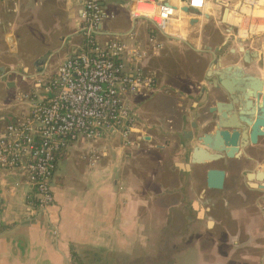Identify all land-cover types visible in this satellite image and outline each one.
I'll return each instance as SVG.
<instances>
[{
	"label": "crops",
	"instance_id": "crops-1",
	"mask_svg": "<svg viewBox=\"0 0 264 264\" xmlns=\"http://www.w3.org/2000/svg\"><path fill=\"white\" fill-rule=\"evenodd\" d=\"M46 1L59 7L55 8L59 13L51 17L59 20L53 29L35 34L20 22L22 12L16 0L0 1V68L4 70L0 74V138L9 126L27 117L29 100L46 98L47 84L42 87L40 82L52 80L69 59L86 50L81 20L84 0H40V5ZM130 3L101 0L107 18L98 42L102 46L121 42L141 52L138 65L155 79L156 88L127 96L126 102L137 118L157 128L155 123L165 124L162 135L173 139L158 141L152 131L146 136L141 126L128 142L108 133L98 141L71 144L58 156L55 202L47 213L33 205L36 196L25 172L0 168V264H139L142 257L147 259L145 264H264V189L252 188L247 181L249 173L264 172V138L238 160L194 165L191 153L198 146L197 138L212 130L215 114L209 109L226 102L227 94L212 88V79L199 85L197 93L190 88L181 92L163 81L161 70L152 63L178 45L201 52L199 47L212 41L208 30L212 28L215 34L227 35L214 49L204 46L211 53L218 47L219 52L228 48V53L218 56L222 67L243 65L239 49L244 47L259 54L257 62L244 64L245 71L264 78V0H207L203 11L187 13L165 33L132 19ZM226 7L229 16L223 23ZM50 14L51 10L44 12ZM35 40L41 46L34 45ZM46 54L47 63L35 66ZM211 56L212 62L216 55ZM159 98L165 115L151 111ZM190 132L193 137L187 138ZM142 142L151 147V154L133 155ZM163 152L167 154L161 156ZM150 164L151 173L141 175L139 169ZM209 169L226 172L223 190L206 188ZM251 183L259 185L256 180ZM150 228L167 237L163 262L161 256L151 255V246L159 240L151 242ZM173 233L174 238H169ZM171 248L177 251L169 256Z\"/></svg>",
	"mask_w": 264,
	"mask_h": 264
},
{
	"label": "built area",
	"instance_id": "built-area-1",
	"mask_svg": "<svg viewBox=\"0 0 264 264\" xmlns=\"http://www.w3.org/2000/svg\"><path fill=\"white\" fill-rule=\"evenodd\" d=\"M206 4L207 0H131L129 11L135 21L165 33L184 19L185 8L203 11ZM106 18L101 0H84L86 50L57 70L46 98L35 102L28 116L0 138V168L27 174L36 196L33 205L43 213L54 203L58 156L78 140L98 141L110 132L128 139L135 114L126 97L156 88L155 79L138 65L140 51L116 41L99 44L97 35Z\"/></svg>",
	"mask_w": 264,
	"mask_h": 264
},
{
	"label": "water",
	"instance_id": "water-1",
	"mask_svg": "<svg viewBox=\"0 0 264 264\" xmlns=\"http://www.w3.org/2000/svg\"><path fill=\"white\" fill-rule=\"evenodd\" d=\"M186 13L191 11L185 8ZM229 8L223 13V23H227ZM10 42L12 41L9 38ZM227 41L225 42V44ZM221 50L218 47L215 54ZM243 63L251 64L259 60L257 52H251L240 47ZM49 54L44 55L35 64L43 67L48 61ZM4 73L0 68V74ZM216 76L213 83L215 88H223L230 99L228 102H217L209 109L215 118L210 123L212 130L197 138L198 146L191 153L194 165L206 166L224 159L238 160L251 146H256L264 138V78L245 71L243 65L236 64L222 67L221 59L216 66H210L207 78ZM237 106V111L235 110ZM188 133L187 138H192ZM256 180L258 184L251 182ZM226 172L222 169H209L206 173V188L208 190H223ZM252 188L264 189V172L257 169L247 176Z\"/></svg>",
	"mask_w": 264,
	"mask_h": 264
},
{
	"label": "rangeland",
	"instance_id": "rangeland-1",
	"mask_svg": "<svg viewBox=\"0 0 264 264\" xmlns=\"http://www.w3.org/2000/svg\"><path fill=\"white\" fill-rule=\"evenodd\" d=\"M10 1V0H8ZM7 1V2H8ZM12 1V0H11ZM20 12L24 13L25 19L23 17V14L21 13V20L20 22L22 23V25H26V28L28 29V31H30L31 33L35 34L37 31H42L41 29H53L54 28V24L59 20V19H53L51 17H53L54 15H57L59 13L58 9L55 8H59L57 5H55L54 2L52 1H46L45 5H40V0H16ZM38 3V4H37ZM51 10V14L50 16H45L44 12L45 11H50ZM61 22H63V20H60ZM151 25L149 30H151ZM211 33V37H212V41H207V43H205L204 45H202V47H199L200 50H202L199 53H195L193 52L191 49H189V47H187L186 45H178V47H175V49H171L168 50L166 52V54L164 55L165 57L163 59L160 60H154L152 61L153 65L155 68H158L161 70L162 72V80L163 81H168L171 83V85H174L175 88L181 92H185L186 89L188 90V88H190L192 90V92H196L199 91L197 89V87L201 84H207V80L209 78H207V68L212 60V53L214 54L215 51H211L208 52L207 50H205L204 46H209L211 48H215L218 44L220 45L221 42H223L222 40L225 39L227 37L226 34L222 33L221 31L219 32H212L211 30H213L212 28L208 29ZM51 31V30H50ZM222 39V40H221ZM34 45H40L41 42L35 40V42L33 43ZM41 46V45H40ZM228 53V48H226L223 52H220L218 54H226ZM229 59L230 56H228ZM228 57L226 61L228 60ZM237 59H239V56H237ZM39 83V82H38ZM47 81H42L40 82V85H42V87L46 86ZM180 92V93H181ZM197 93V92H196ZM39 101L42 100L41 96H38ZM159 102H164L163 99H158ZM157 100V101H158ZM31 102L29 103V111L28 114L30 113L31 109L35 106L36 103L32 102V100L28 101ZM155 103L153 104V106H151V111H158L163 112L164 114V110H162L164 108V104L162 105V103ZM133 111V110H132ZM135 114V112H133ZM28 116V115H27ZM156 125H159L160 127H156L154 126V124H151V122H146L145 120H143V118H137L136 114H135V122L134 125L132 127V132L133 133L134 129H137V127H141L143 126V133H145L146 136H150L151 135V131L152 134L154 135L155 139L162 140L164 142L169 141L171 138L170 136H164L162 135V130H166V126L165 124L162 123H155ZM113 133V132H110ZM148 134V135H147ZM121 136V134H119ZM175 139V138H174ZM127 142L130 141V136L128 139H124ZM79 141H86V140H78ZM76 143V142H74ZM142 144H144V142H142ZM151 154V147H149L147 144L141 145L140 148L133 152V155H138V154ZM126 154H131L130 151ZM165 156L167 153H161V156L163 155ZM261 156V155H260ZM133 166L135 168H140V164H138L137 162H133ZM141 172L140 174H146V173H151L148 172L151 170V164L147 165L145 170L141 171V169H139ZM138 173H136V175H140ZM137 183V181H136ZM132 185V184H129ZM127 185V187L129 186ZM131 187V186H129ZM52 190H53V183H52ZM53 196H54V192H53ZM54 202H55V197H54ZM54 204V203H53ZM174 232V231H173ZM177 233V231H175ZM150 238H151V242L152 243H156L158 240L159 244H155L151 246V255H159L161 256V261H164V257L163 256H167L164 255V239L167 238L166 236H164V234L160 235V231H157L156 233L153 232V229L150 228ZM175 233H173L172 236H170L169 238H174ZM161 241V243H160ZM150 242V243H151ZM178 246V245H175ZM171 250V251H170ZM169 251V256L172 255L175 251H177V248H171ZM147 259L142 257L139 261V264H145V261Z\"/></svg>",
	"mask_w": 264,
	"mask_h": 264
},
{
	"label": "flooded vegetation",
	"instance_id": "flooded-vegetation-1",
	"mask_svg": "<svg viewBox=\"0 0 264 264\" xmlns=\"http://www.w3.org/2000/svg\"><path fill=\"white\" fill-rule=\"evenodd\" d=\"M222 48H225V47H222ZM221 51H222V49H221ZM220 52H217L216 54L214 53V55H216V58L214 59L213 58V61L211 62V64H210V66H217L218 65V63H219V58H218V54H219ZM242 64H243V67H244V63H243V60H242ZM245 68V67H244ZM215 78H216V76H213V77H211V78H209V79H212V80H210L209 82H211V83H213L214 82V80H215ZM52 80H50V81H48L47 82V86L50 84V82H51ZM212 88H214L217 92H219V94L220 95H222V93H224L225 91L223 90V88H215L213 85H212ZM226 93V92H225ZM224 93V94H225ZM226 95V94H225ZM230 99V97H229V95H226V102H228V100ZM235 110L237 111V106H235ZM262 141V139H260L259 140V143H258V145L260 144V142ZM260 158V157H259ZM247 159H248V157H246V158H243V160H245V161H247ZM250 159V158H249ZM257 159V158H256ZM256 159H254V161H256ZM223 161V160H222ZM220 162V161H219Z\"/></svg>",
	"mask_w": 264,
	"mask_h": 264
}]
</instances>
